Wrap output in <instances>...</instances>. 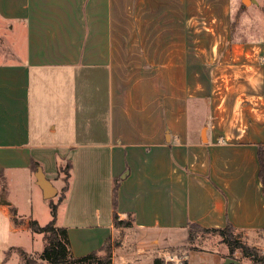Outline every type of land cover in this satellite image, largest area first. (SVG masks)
Instances as JSON below:
<instances>
[{"label":"crops","instance_id":"crops-1","mask_svg":"<svg viewBox=\"0 0 264 264\" xmlns=\"http://www.w3.org/2000/svg\"><path fill=\"white\" fill-rule=\"evenodd\" d=\"M236 4L0 0V264L24 248L7 236L36 237L39 202L52 216L33 160L58 189L50 200L76 257L119 234L117 178L118 216H133L134 227L113 264L174 255L187 247L190 222L231 223L248 245L263 242L264 0L245 5L239 32ZM16 186L29 190L27 203ZM229 254L207 248L186 258L243 264Z\"/></svg>","mask_w":264,"mask_h":264},{"label":"trees","instance_id":"trees-1","mask_svg":"<svg viewBox=\"0 0 264 264\" xmlns=\"http://www.w3.org/2000/svg\"><path fill=\"white\" fill-rule=\"evenodd\" d=\"M259 160H260V178L263 183L264 189V146L259 147ZM39 163L32 161V167L35 171L39 170ZM72 164L70 161L64 167H60L59 171L65 174V185L61 192L59 202H62L66 197V192L69 189L68 179L70 177V171ZM120 179H115L114 182V214L113 223L119 234L115 237H109L104 244L96 251H93L85 256L76 257L71 250V244L68 237L67 229L57 225V205L52 204L51 206V221L42 226L36 220L30 222V229L33 233L42 234L44 239V249L40 254V261L31 258L26 252L22 251L27 264H42L46 262L48 264H113V252L114 248L121 241L127 229L134 227V218L129 215L127 220H121L117 213V200H118V187ZM16 215V212L13 211ZM17 219L14 222L17 223ZM188 228V246L183 249H175L173 252L180 258V264H189L186 255L190 250H203L206 247L200 246V240L207 234H213L220 236V243L225 244L230 254L228 257L235 258L234 253L239 252L242 256L251 259L254 264H264V252L255 246L248 245L241 239V235L237 233L236 228L231 224L222 229H209L204 228L196 223L190 222ZM198 242V243H197ZM174 253V254H175ZM154 264H166L164 258L156 257ZM174 264V263H168Z\"/></svg>","mask_w":264,"mask_h":264},{"label":"rangeland","instance_id":"rangeland-1","mask_svg":"<svg viewBox=\"0 0 264 264\" xmlns=\"http://www.w3.org/2000/svg\"><path fill=\"white\" fill-rule=\"evenodd\" d=\"M261 2H263V0H261ZM234 3H237V4H236V8L234 9V14H233L234 20L233 21H234V24H237L236 25L237 31L239 32V30H242L243 27L245 26L244 24L246 22L245 21L246 17H245V19H244V17H242V12H243V9H245L244 8L245 5H247V6L250 5V0H243V2L240 0H234ZM248 23L250 24V21ZM240 36H243L242 31H241ZM62 176L64 179L65 174L63 173ZM13 190L20 193V197L22 196L21 197L22 203L28 202L29 190H27V189L21 190L20 189V191H19L18 186L14 187ZM56 197L53 198L52 200H55ZM44 202H46L47 206L51 207V205H52L51 200L47 199ZM41 204L43 205L44 203L39 202V205H38L39 216H38V218L41 219L42 225H46L50 222V219H52V216L50 215V212L46 213L45 215L42 214L41 211H43V210L40 207V206H42ZM244 235L241 239L244 242H246L247 244H249L248 240L245 239ZM3 238H5V240H6V235L4 237L0 238V243L3 241ZM7 239H9L13 244H16V243L22 244L23 243L22 245L24 247L23 249L22 248H11L9 251H7L5 253V260H7L10 256L12 257V255H13L12 259L11 260L9 259L8 264H27V261L24 258L22 251L26 252L28 255H30L31 258L38 259V258H40V254H41L40 252L43 251V249H44V242L41 239V235H38V234L33 239H25V237H17V235L11 236V237L7 236ZM262 241H263L262 243H255V244L252 243L251 245H255L257 247H260V249H262L264 251V248L262 247V245L264 246V240H262ZM199 244H200V246H203V247L223 250L226 254L229 253L227 246L225 244L220 243V236H218V235L207 234L200 240ZM187 246H188V244H187ZM182 248H184V247H182ZM171 253H175V252H171ZM174 255H177V254L175 253ZM234 256L237 257L238 258L237 260H240L243 264H254L251 259H248V258L242 256L238 252L234 253ZM42 264H44V263H42Z\"/></svg>","mask_w":264,"mask_h":264},{"label":"water","instance_id":"water-1","mask_svg":"<svg viewBox=\"0 0 264 264\" xmlns=\"http://www.w3.org/2000/svg\"><path fill=\"white\" fill-rule=\"evenodd\" d=\"M37 184L43 190L44 198L45 199H53L58 195V189L53 185V183L47 179L45 173L42 169H39L36 173ZM235 262L234 260L227 259L226 263Z\"/></svg>","mask_w":264,"mask_h":264},{"label":"built area","instance_id":"built-area-1","mask_svg":"<svg viewBox=\"0 0 264 264\" xmlns=\"http://www.w3.org/2000/svg\"><path fill=\"white\" fill-rule=\"evenodd\" d=\"M164 261L166 264H168V263L180 264L181 263V260L177 255H171V254L166 255L164 257Z\"/></svg>","mask_w":264,"mask_h":264}]
</instances>
